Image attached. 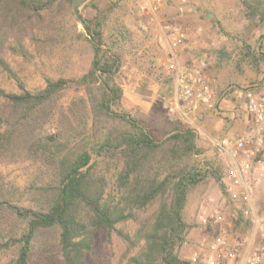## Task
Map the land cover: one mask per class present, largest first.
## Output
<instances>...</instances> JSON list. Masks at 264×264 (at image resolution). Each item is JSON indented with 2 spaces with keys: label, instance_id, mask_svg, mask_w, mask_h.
Returning a JSON list of instances; mask_svg holds the SVG:
<instances>
[{
  "label": "trees",
  "instance_id": "1",
  "mask_svg": "<svg viewBox=\"0 0 264 264\" xmlns=\"http://www.w3.org/2000/svg\"><path fill=\"white\" fill-rule=\"evenodd\" d=\"M58 1L0 0V67L17 85V91L0 86V251L15 254L7 264H29L32 256L39 264H57L54 249L60 264H86L102 231L126 244L122 264H205L179 254L191 229L185 211L193 187L221 177L213 164L194 160L202 154L196 129L172 126L164 114L138 117L122 108L123 55L108 23L123 0H88L78 8L93 47L84 76L47 79L28 89L11 69L6 55L21 13L40 18ZM243 5L248 18L264 23V0ZM117 35L126 38L123 31ZM16 42L13 50L27 59L29 51ZM234 57L238 69L251 66L263 75L259 86L264 83L261 47L239 48ZM71 88L85 94L59 106ZM47 119L55 132L43 129ZM23 152L43 167L41 177L20 182L6 172L9 157ZM130 224L137 228L124 227Z\"/></svg>",
  "mask_w": 264,
  "mask_h": 264
},
{
  "label": "rangeland",
  "instance_id": "2",
  "mask_svg": "<svg viewBox=\"0 0 264 264\" xmlns=\"http://www.w3.org/2000/svg\"><path fill=\"white\" fill-rule=\"evenodd\" d=\"M86 1L79 6L80 9ZM243 1L187 0L184 3L165 0L161 7L152 11L147 0H123L113 10L108 23L115 45L123 55L119 79L124 91L122 108L138 117L164 114L172 126L183 123L196 129L202 154L194 160L199 164H213L221 177L219 182L211 175L193 187L189 194L185 216L191 229L179 250L184 259L203 261L211 254L210 245L220 229L225 231V247H237L242 255L248 243L252 249L258 246L255 220L264 221V151L261 155L263 164L254 161L255 172L249 184L252 211L247 215L240 199L241 189L229 191L226 180L228 170L233 167L230 150L218 147L222 140L229 138L225 135L232 121L228 106H233L234 102L227 100V96L233 93L241 96L238 97L240 116L247 123L248 131L251 119L246 111L244 91L258 89L259 79L263 76L259 77L249 65L244 64L240 69L236 67L234 52L239 48L264 49V23L248 18ZM100 6L108 4L101 3ZM21 15L20 24L10 37L12 47L6 58L14 74L28 89L44 86L47 79L80 78L88 73L93 61V47L85 38L84 26L73 5L59 0L54 11L45 12L40 18L29 13ZM177 30L185 32L187 39L174 47ZM119 31L125 32L126 38L119 37ZM16 41L29 51L27 59L13 50ZM172 59L185 66L205 63V72L218 92L210 105L200 106L187 117L183 115L184 104L177 103L175 98L176 82L168 67ZM0 86L8 91H17L15 80L1 67ZM84 91V88L69 89L58 105H70L72 100L85 94ZM43 126L44 130H56V125L50 124L49 119ZM244 134L246 132L229 139L234 142ZM7 162L6 172L20 182L39 178L44 171L39 164L29 161L25 152L9 157ZM155 209L153 206L146 213L141 212L140 218H148ZM218 213L223 217L220 222L215 218ZM124 227L134 230L137 225ZM53 252L58 254L56 262L60 264L62 258L58 250ZM126 252V244L115 233L102 231L95 236V245L86 264H122ZM14 255L12 251H0V264H7ZM239 261L235 263L240 264ZM29 264H39L36 256L30 258Z\"/></svg>",
  "mask_w": 264,
  "mask_h": 264
},
{
  "label": "built area",
  "instance_id": "3",
  "mask_svg": "<svg viewBox=\"0 0 264 264\" xmlns=\"http://www.w3.org/2000/svg\"><path fill=\"white\" fill-rule=\"evenodd\" d=\"M186 3L187 0H179ZM165 0H147V4L152 11L161 7ZM170 27H168L169 29ZM187 34L177 30V37L174 47L185 43ZM169 69L175 75V98L177 103L184 104V116L198 109L200 106L210 105L213 101L216 89L211 78L206 74V64L185 66L178 60L172 59ZM264 87V84L261 85ZM247 110L251 118V125L246 134L237 138L234 142L224 139L218 147L223 150H230L233 156V167L228 170L226 180L229 182V191L240 188V199L244 207V213L249 215L251 208L250 182L254 176V161L263 164L261 160L264 151V92L257 89H247L244 91ZM173 111V108H171ZM236 196V195H235ZM206 213V212H205ZM216 221L220 222L223 217L218 213ZM255 231L258 234L259 242L256 248H251L250 243L242 255L237 247L226 248V237L224 229H220L218 236L210 245L211 254L203 260L205 264H264V221L255 220ZM255 234V235H256ZM199 259L193 258V262Z\"/></svg>",
  "mask_w": 264,
  "mask_h": 264
},
{
  "label": "crops",
  "instance_id": "4",
  "mask_svg": "<svg viewBox=\"0 0 264 264\" xmlns=\"http://www.w3.org/2000/svg\"><path fill=\"white\" fill-rule=\"evenodd\" d=\"M262 53H264V49H262ZM170 58V57H169ZM264 84V83H263ZM262 85V84H261ZM259 86L258 87V91L259 92H264V87L262 86ZM175 88H176V85H175ZM218 96V92L215 94V98ZM227 100H232V102H234L233 106H228V108L230 109L228 112L230 114V118L232 119V121L230 122V126L227 127L226 131H225V135H227V137H234V136H237L239 133H242V132H247L246 131V128L248 127L247 123L245 122V120H242L241 119V109L239 108V100L240 98L238 97H241V96H235V93L233 94H230L227 96ZM182 103V102H181ZM218 105V104H217ZM216 105V106H217ZM225 107V105L223 106ZM221 109V107H220ZM246 111L248 112L247 108H246ZM248 117H249V113H248ZM201 118V116H200ZM251 119V118H250ZM251 121V120H250ZM252 123V122H251ZM247 126V127H246ZM203 132L207 135L209 132H207V130H205L203 128ZM230 135V136H229ZM238 137V136H237ZM228 138V139H229ZM230 140V139H229ZM231 155V154H230ZM231 159L233 161V156L231 155Z\"/></svg>",
  "mask_w": 264,
  "mask_h": 264
},
{
  "label": "water",
  "instance_id": "5",
  "mask_svg": "<svg viewBox=\"0 0 264 264\" xmlns=\"http://www.w3.org/2000/svg\"><path fill=\"white\" fill-rule=\"evenodd\" d=\"M83 2L84 0H73V8L77 15H78V8Z\"/></svg>",
  "mask_w": 264,
  "mask_h": 264
}]
</instances>
